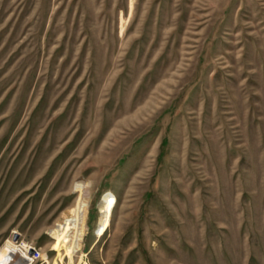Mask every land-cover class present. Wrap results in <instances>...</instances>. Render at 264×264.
Returning a JSON list of instances; mask_svg holds the SVG:
<instances>
[{
  "label": "rangeland",
  "instance_id": "rangeland-1",
  "mask_svg": "<svg viewBox=\"0 0 264 264\" xmlns=\"http://www.w3.org/2000/svg\"><path fill=\"white\" fill-rule=\"evenodd\" d=\"M81 190L74 264H264V0H0V259Z\"/></svg>",
  "mask_w": 264,
  "mask_h": 264
},
{
  "label": "bare ground",
  "instance_id": "bare-ground-1",
  "mask_svg": "<svg viewBox=\"0 0 264 264\" xmlns=\"http://www.w3.org/2000/svg\"><path fill=\"white\" fill-rule=\"evenodd\" d=\"M88 202L89 193L81 190L75 206L67 209L59 220L58 226L51 230L55 239L54 249L58 251L59 260H63V255L66 254L69 264H74V258L82 248L85 236ZM1 250L5 251L7 256L3 260L0 259V264H33L34 262V257L30 256L32 246H28L27 243L20 245L15 241L8 240L5 248Z\"/></svg>",
  "mask_w": 264,
  "mask_h": 264
},
{
  "label": "water",
  "instance_id": "water-1",
  "mask_svg": "<svg viewBox=\"0 0 264 264\" xmlns=\"http://www.w3.org/2000/svg\"><path fill=\"white\" fill-rule=\"evenodd\" d=\"M17 238H18V235L16 234V235H15V239H17ZM33 251H34V249L31 250V253H32Z\"/></svg>",
  "mask_w": 264,
  "mask_h": 264
},
{
  "label": "built area",
  "instance_id": "built-area-1",
  "mask_svg": "<svg viewBox=\"0 0 264 264\" xmlns=\"http://www.w3.org/2000/svg\"><path fill=\"white\" fill-rule=\"evenodd\" d=\"M31 255H33V254H32V253H30V256H31ZM31 257H34V256H31ZM34 259H35V257H34Z\"/></svg>",
  "mask_w": 264,
  "mask_h": 264
}]
</instances>
